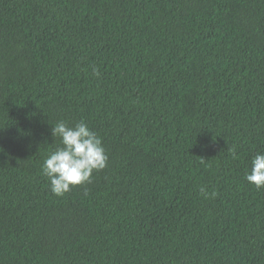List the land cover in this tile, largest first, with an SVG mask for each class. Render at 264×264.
<instances>
[{"label": "trees", "instance_id": "1", "mask_svg": "<svg viewBox=\"0 0 264 264\" xmlns=\"http://www.w3.org/2000/svg\"><path fill=\"white\" fill-rule=\"evenodd\" d=\"M60 120L108 155L63 197ZM257 153L264 0H0V264H264Z\"/></svg>", "mask_w": 264, "mask_h": 264}, {"label": "clouds", "instance_id": "2", "mask_svg": "<svg viewBox=\"0 0 264 264\" xmlns=\"http://www.w3.org/2000/svg\"><path fill=\"white\" fill-rule=\"evenodd\" d=\"M94 74L99 75L97 69ZM54 139L59 138L60 146L52 151L42 165L43 175L48 178L54 195L63 197L73 186L90 183L93 173L108 166V155L103 147L102 138L93 131L87 122L81 120L69 126L63 120L51 127ZM235 157V152H233ZM246 180L257 189H264V154L257 153L251 161V170ZM204 199L215 198L218 193L200 188Z\"/></svg>", "mask_w": 264, "mask_h": 264}]
</instances>
